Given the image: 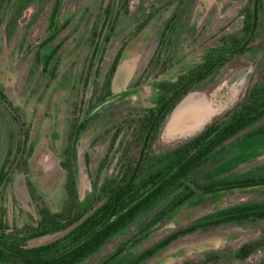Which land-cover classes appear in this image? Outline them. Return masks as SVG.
I'll use <instances>...</instances> for the list:
<instances>
[{
  "label": "rangeland",
  "instance_id": "1",
  "mask_svg": "<svg viewBox=\"0 0 264 264\" xmlns=\"http://www.w3.org/2000/svg\"><path fill=\"white\" fill-rule=\"evenodd\" d=\"M54 1L31 3L11 31L6 24L0 30V89L18 109L17 115L25 122L24 130L29 134L25 143L21 140L22 151L26 154V172L13 174L3 202L4 222L8 226L32 225L40 207L50 212L60 210L64 202L65 171L59 164L70 141V132L75 131L71 126L73 122L86 123L71 139H75L74 171L79 203L87 207L96 195L94 186L100 184L106 173H111L121 156L124 127L118 128L120 123L152 105L156 97L155 85L175 79L198 64L207 49L237 32L242 26L239 11L247 2L127 0L125 6L120 2L116 5L120 12L115 32L98 61L110 26L105 27L96 57L92 59L91 25L102 16L109 0H60L56 24L50 31L49 18ZM174 14L175 23L169 35L171 46H162L156 54L160 33ZM84 22L87 26L83 27ZM54 51L55 56L44 69L45 61ZM167 56H170L167 69L157 72ZM263 80L264 13L260 15L256 38L248 51L202 81L173 108L161 125L152 155L160 156L200 133ZM108 96L111 97L91 107ZM1 128L0 165L5 147L9 143L13 145L16 138H9L8 127L6 131ZM128 133L129 130L126 132L129 138ZM242 138L223 145L212 161L192 177L207 182L244 171L251 176L264 175V134L247 140ZM263 202L264 188L208 197L181 210L169 223L149 235L141 243L143 246L137 245L109 261L117 247L139 230L146 216L140 215L82 264H98L105 260L104 264H127L147 248L150 241L189 226L203 216L236 204ZM60 236L36 238L28 245H42ZM263 238L264 221L225 224L181 238L166 252L141 264L203 262L211 255L217 258L213 263L218 264H258L264 258V249L245 261H238L235 253L243 244Z\"/></svg>",
  "mask_w": 264,
  "mask_h": 264
},
{
  "label": "trees",
  "instance_id": "2",
  "mask_svg": "<svg viewBox=\"0 0 264 264\" xmlns=\"http://www.w3.org/2000/svg\"><path fill=\"white\" fill-rule=\"evenodd\" d=\"M38 1L43 3L46 0H0V30L6 24L11 31L26 7L33 2L38 4ZM113 1L109 0L100 18H97L92 25L89 23L93 46L92 59L96 57L105 27L111 25ZM120 2L122 6L127 4V0H117L116 5ZM53 4L48 26L50 31L56 24L60 0H55ZM116 5L115 21L120 12ZM262 13H264V0H247L239 11L242 26L237 32L229 35L217 46L207 49L198 64L181 72L175 79L155 85L156 97L150 107L142 109L135 115L139 121L132 123L128 133L129 138L126 135L127 131L122 132L118 169L115 167L111 173H106L100 184L94 186L96 195L87 207H81L79 203L74 171L75 139H71L75 132L79 133L85 127L86 123H71L75 131L70 132L68 139L70 141L63 151V160L59 164L65 171L64 202L57 212H50L40 207L37 217L32 220V225L23 224L17 227L8 226L4 222L6 212L3 202L12 182V176L16 172H26V154L24 150L22 151L21 140L25 143L29 134L24 130L25 122L17 115L18 109L12 105L3 89H0V127L5 131L6 127L9 128L11 140L16 137L13 145L9 143L5 147L0 165V264H82L140 215L152 212L164 202H168L167 207L156 214L154 221L168 211H180L195 206L200 201L217 194L222 195L241 187L253 190L264 188V175L254 174L247 179L226 177L207 182H200L192 177L195 172L212 161L223 145L234 139L239 140L240 136H243L242 140H247L264 134V80L251 87L235 106L209 123L200 133L160 156L152 155L161 125L178 102L230 60L248 51L250 44L256 38ZM85 22L83 27L87 26ZM174 23L175 14L161 33L160 47L171 46L170 34ZM113 27L114 25L111 29ZM142 27L143 25L140 26L139 32ZM109 37L110 34L105 36L99 57L105 51ZM55 54L56 51L45 61L44 69ZM169 62L170 56H167L159 72L166 70ZM149 63L151 64L152 60ZM109 97L111 96L100 99L91 107L106 101ZM262 220H264V202L227 207L203 216L188 227L176 231L153 248L146 250L137 261L146 260L181 237L193 235L200 230L231 223H255ZM57 234L61 236L48 243L38 246L28 245L36 238ZM77 242L79 243L72 249L63 252ZM129 249L128 243L123 245L109 257V261ZM263 249L264 238L243 245L236 252L235 258L244 261ZM216 260L217 258L211 255L203 262L185 264H218L213 263ZM258 264H264V258Z\"/></svg>",
  "mask_w": 264,
  "mask_h": 264
},
{
  "label": "flooded vegetation",
  "instance_id": "3",
  "mask_svg": "<svg viewBox=\"0 0 264 264\" xmlns=\"http://www.w3.org/2000/svg\"><path fill=\"white\" fill-rule=\"evenodd\" d=\"M114 15H115V13H114ZM114 15H113V17H112V22H111V25H110V27H109V31H108V33L107 34H110V37L114 34V32H115V25L117 24V21H115L114 20ZM114 25V27L111 29V26H113ZM163 31V30H162ZM162 31H161V33H162ZM161 33H160V38H159V42H158V48H157V52H156V54L159 52V50L161 49V47H160V39H161ZM107 36V35H106ZM109 37V38H110ZM105 38V37H104ZM102 39V38H101ZM104 41V40H103ZM116 59V58H115ZM117 59H118V56H117ZM116 59V60H117ZM152 61H153V59H151ZM164 60H165V58H164ZM164 60H162V62H164ZM99 61H101V57H99ZM150 62V61H149ZM149 64V63H148ZM162 64V63H161ZM113 65L114 64H112V67H111V70H110V74H112L113 73V70H114V68H113ZM157 72H159V69L157 70ZM160 73V72H159ZM142 110V109H141ZM138 114V113H137ZM136 114H134L132 117H130V118H127V119H125V120H123L122 121V123H120V125L118 126V128H123L124 127V130H123V132H126L127 130H130V128H131V125H132V123H134V122H137V121H139V118L137 117V116H135ZM121 124H123V125H121ZM125 124V125H124ZM160 132V131H159ZM164 154V153H163ZM116 168H117V166H116ZM118 169V168H117ZM106 175V174H105ZM104 177V176H103ZM232 179H247V178H251V173H248V172H246V171H244V172H241L239 175H233V176H230ZM230 177H228V178H230ZM248 189H250V188H240V189H236V190H233L232 192H242V193H244V192H248ZM167 204H168V202H164V203H162L161 205H159V206H157V208H155L152 212H149V213H145V217H144V219H142V221H141V224L138 226V228L137 229H139L137 232H136V234H134L131 238H129V239H127L125 242H122L118 247H117V250L119 249V248H121L123 245H125V244H127L128 243V245L130 246V249L128 250V251H130V250H132V249H134L135 248V246H137V245H141V243L143 242V241H146V239L148 238V236L149 235H151L152 233H155L156 231H158V230H160L163 226H165V224H167V223H169L172 219H174L175 217H176V215L181 211H177V210H171V211H168V212H166L163 216H161L158 220H156V221H154V219H155V217H156V214H158L161 210H163V209H165L166 207H167ZM246 204V203H245ZM241 205H244V204H236V205H232L231 207H233V206H241ZM148 214V215H147ZM168 215V217L160 224V225H158L155 229H153L152 231H150V232H148V233H146L145 234V232L146 231H148L150 228H152L158 221H160L164 216H167ZM137 220V219H136ZM135 220V221H136ZM134 221V222H135ZM198 221V220H197ZM262 221H264V220H262ZM133 222V223H134ZM133 223H131V224H133ZM130 224V225H131ZM233 224H236V225H245V224H251L250 222H247V223H243V224H237V223H233ZM221 226H224V225H221ZM220 226V227H221ZM186 227H188V226H185V227H183V228H186ZM183 228H180V229H183ZM215 228H217V227H215ZM180 229H177V230H174V231H172V232H170V233H168L167 235H165V236H162V237H160V238H158L157 240H154V241H150L149 243H147V245H148V247L147 248H145L136 258H133L132 260H130L127 264H130V263H134V264H141V263H147V262H149V261H151V260H153L154 258H156L158 255H160L161 253H163V252H166L167 251V249L172 245V244H174L175 242H177L178 240H180L181 238H184V237H187V236H184V237H181L180 239H178L177 241H175V242H173V243H171L170 245H168L167 247H165L164 249H162V250H159V252L158 253H156L154 256H152V257H150V258H147L146 260H142V261H137V259L138 258H141V256L143 255V253L146 251V250H148V249H151V248H153L154 246H156L158 243H160L161 241H163L164 239H166L167 237H169L170 235H172L173 233H175L176 231H178V230H180ZM211 229H213V228H211ZM194 235V234H193ZM191 236V235H190ZM253 242V241H252ZM248 243H251V242H248ZM248 243H245V244H248ZM245 244H243V245H245ZM144 245V244H143ZM143 245H141V246H143ZM150 245V246H149ZM242 245V246H243ZM241 246V247H242ZM240 247V248H241ZM239 248V249H240ZM238 249V250H239ZM237 250V251H238ZM127 251V252H128ZM236 254V253H235ZM249 258V257H248ZM245 261V260H244ZM106 261H104V262H101V263H98V264H104ZM187 262H194V261H191V260H184L183 261V264H185V263H187Z\"/></svg>",
  "mask_w": 264,
  "mask_h": 264
},
{
  "label": "water",
  "instance_id": "4",
  "mask_svg": "<svg viewBox=\"0 0 264 264\" xmlns=\"http://www.w3.org/2000/svg\"><path fill=\"white\" fill-rule=\"evenodd\" d=\"M116 3V0H114L113 1V5H112V13L114 12V10H115V4ZM112 18V17H111ZM168 217V215L167 216H164L160 221H158L152 228H150L148 231H146L145 232V234L146 233H148V232H150V231H152L153 229H155L158 225H160L166 218ZM79 242H77L76 244H74L73 246H71V247H69V248H67L66 250H64L63 252H65V251H67V250H70V249H72L75 245H77ZM62 252V253H63Z\"/></svg>",
  "mask_w": 264,
  "mask_h": 264
},
{
  "label": "crops",
  "instance_id": "5",
  "mask_svg": "<svg viewBox=\"0 0 264 264\" xmlns=\"http://www.w3.org/2000/svg\"><path fill=\"white\" fill-rule=\"evenodd\" d=\"M218 71H220V70H218ZM263 82V81H262ZM261 83V82H260Z\"/></svg>",
  "mask_w": 264,
  "mask_h": 264
}]
</instances>
